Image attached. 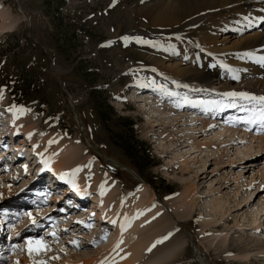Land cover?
<instances>
[{"label":"rangeland","instance_id":"rangeland-1","mask_svg":"<svg viewBox=\"0 0 264 264\" xmlns=\"http://www.w3.org/2000/svg\"><path fill=\"white\" fill-rule=\"evenodd\" d=\"M145 1L20 0L22 11L17 0H0V8L14 20L0 30V206L6 198L32 199L29 189L37 182L30 186L20 163L29 161L33 148L47 156L55 144L71 142L81 146L84 155L68 170H47L66 193L65 199L59 198L64 194L58 187L53 191L57 195L41 203H19L28 214L15 222L23 223L13 224L19 228L17 233L8 231L15 248L5 264H83L98 256H108L99 257V264H108L116 256L118 250L111 247L121 240L119 213L115 223L86 213L100 192L87 189L79 204H67V198L78 196L75 189L74 194L69 190L67 179L84 161L88 172H98L102 183L119 185L121 198L126 194L132 201L140 186H151L147 185L155 192L151 204L158 209L156 217L168 219L174 226L171 233L185 241L180 256L168 258L166 264H264V144L260 146L258 139L264 130L245 122L259 105L209 86L195 90L179 83L168 65L202 64L203 48L197 42L200 25L190 21L151 25L139 11ZM211 16L202 21L205 29L220 17ZM243 35L235 32L221 41L225 51H208L224 73L232 64H241L232 57L236 46L230 45ZM24 78L32 86L21 94ZM106 97L118 115L136 122L138 138L149 153L128 155L114 141L98 115L96 99ZM72 102L80 112L81 125ZM16 112L24 116L21 122L34 126L30 135L10 131L8 119ZM112 123L117 129V118ZM240 139L245 141L231 143ZM21 140L28 143L22 144L26 150L20 156L14 143ZM4 145H8L5 153ZM183 194L190 203L182 200ZM95 209L105 214L98 205ZM181 215L187 216L181 219ZM215 219L219 224L206 226ZM38 221L43 228H36ZM137 237L120 244V249ZM41 239L44 250L36 251L40 245L28 243ZM230 244L234 250L225 252L223 247ZM148 259L145 255L138 264H148Z\"/></svg>","mask_w":264,"mask_h":264},{"label":"bare ground","instance_id":"bare-ground-1","mask_svg":"<svg viewBox=\"0 0 264 264\" xmlns=\"http://www.w3.org/2000/svg\"><path fill=\"white\" fill-rule=\"evenodd\" d=\"M139 11L143 16L149 19L150 24L154 26H173L186 21H190V23L194 25H200V36L197 42L200 47L203 48L201 49L203 53L200 59L202 64L197 66H183L182 63L176 62L168 65L167 69L169 73H172L179 83L195 87V90H199V88L204 89L201 87L202 85L209 86L211 89L225 91L227 94H247L251 92L261 93L262 95V93H264V62L261 61V57H264V0H148L145 1V4H143V7ZM213 14H219L220 17L217 22L211 25L209 24V27L205 29L202 21L204 22L207 16L212 17L211 15ZM0 19H2V22H0V30L4 29L10 22V24H12L14 21L10 20L11 18L3 7L0 8ZM248 29H251V31L247 32ZM235 32L244 34L242 38H237L234 41L235 43L230 45L232 48L236 46L235 49L233 48L234 50L232 51L234 53L233 56H231L238 58L241 64L237 61L238 64H232L231 70L224 73L223 68L217 65L214 61V56L210 57L211 54L209 55L208 51L224 50L219 44H222L221 41H228V38H231ZM222 35H224L223 38H221ZM179 51H181V47ZM215 85L218 86L215 87ZM214 105L215 103L213 102L209 107L212 108ZM168 117L169 116L166 118ZM22 118H24V116H21L20 112H16L8 119L10 131H25L29 134L30 131L34 130V126L26 124L23 121L21 122ZM241 138L243 139L245 137ZM242 139L238 141L233 140L231 143L236 144L245 141ZM258 139H260L259 143L260 146H262L264 144V136L258 137ZM25 141L26 140H21L19 143H14L16 149L20 150L19 155H22L23 150H26L25 145H22ZM30 141H33L32 136H30ZM88 142L91 144V147L94 146L90 140H88ZM27 143L25 142V144ZM54 146L51 153L47 156L41 155L37 148H33L32 152L29 153L30 158L25 164L26 167H32V160L36 158L38 160L37 165L41 162V164L44 165V169H49L58 173L71 168L72 162L78 163L79 159L83 160L84 158V155L80 153V151L82 152V147L79 145L71 142H60ZM7 148L8 145L3 149V153H5ZM11 151H13V149ZM19 158L20 156L15 159ZM97 163V165H99L98 160ZM86 171L88 172V164L84 161V165L78 166V170L73 173V176H71L72 178L67 179L71 188H69V190L72 192L73 189H75L74 193L78 194L76 200H78V202H80L79 200H83L87 189L93 193L97 190L100 192V198L97 199V203H94L91 209L87 207L86 213L90 211V213L98 214L97 219L103 222L116 220V218H118V213L121 218V221L119 220L120 222L117 223V228L120 231L117 237L121 238V240L117 241L116 244H113V247H111L112 250H118V252L115 257L108 260V264H138V260L145 255L149 258L148 264H166L165 261H167L168 258L175 259L180 256L185 241L171 233L174 230V226L168 222V219L165 221L163 216L156 217L155 214L158 212V209H154L153 204H151L152 201L154 202L156 200L155 192L149 189V187H151L149 184H147L149 187L146 184L140 186L138 195L130 201L126 194L121 198L122 192L119 185L114 182L107 183V180L102 183L101 176H99L98 172H88L89 174L87 175ZM88 177L94 180L91 179L92 181L90 183ZM62 178L64 177L61 176L59 179L63 180ZM55 187L58 188L60 186H55L54 184L52 188H48V191L50 192L56 189ZM193 189L194 187L191 191H193ZM64 190L69 191L68 189ZM187 190L189 189L187 188ZM34 193L35 192H33V194ZM187 194L190 196V191ZM187 194H183L182 200L188 204L190 201L185 200ZM61 197L62 196L59 198ZM97 205L99 209L105 210L104 215H100L97 212L98 210L95 209ZM128 206L130 208H128ZM5 207L6 206L3 207V210ZM74 207L76 206H73V208ZM107 207L111 208V211H109ZM147 207L149 209L145 210ZM224 214L223 212V216H225ZM153 216H155L156 219L152 220L151 218ZM186 216L187 215H181L180 218L183 219V217ZM212 222V224H207L206 226L211 227L219 224V220L216 219ZM0 223H3L1 218ZM171 227L173 228L170 231ZM11 228V232L13 233H17L19 229L18 227H14V225ZM136 234L138 235L136 241L131 244L127 243V245L120 249V244L123 246V243L128 242V240ZM162 236L164 238L167 237V239L161 238ZM2 240L6 242L4 238ZM159 240H163V243H156ZM154 244L155 247H153ZM161 250H164L166 253L163 254ZM223 250L225 252L233 251L234 244L223 247ZM167 255H170V257ZM99 257L101 256L95 259H88L84 261L83 264H99L101 262ZM104 258H108V256ZM104 258H102V260Z\"/></svg>","mask_w":264,"mask_h":264},{"label":"trees","instance_id":"trees-1","mask_svg":"<svg viewBox=\"0 0 264 264\" xmlns=\"http://www.w3.org/2000/svg\"><path fill=\"white\" fill-rule=\"evenodd\" d=\"M22 84V83H21ZM23 88L20 93L25 94V91L31 88V83L27 78L23 79ZM98 105V115L104 124L105 128L109 130L114 136V141L121 146L128 155L131 153H149L150 149L143 148V142L138 138L136 131V122L132 118L118 115L115 108L108 101L107 97L104 101L99 98L96 99ZM117 118L118 123L115 124L117 129H114L112 121ZM135 157V156H134Z\"/></svg>","mask_w":264,"mask_h":264},{"label":"snow or ice","instance_id":"snow-or-ice-1","mask_svg":"<svg viewBox=\"0 0 264 264\" xmlns=\"http://www.w3.org/2000/svg\"><path fill=\"white\" fill-rule=\"evenodd\" d=\"M127 39V38H125ZM144 42V41H141ZM261 61L264 62V57H261ZM228 96H239L241 99H245V100H250V101H256L257 104L259 105V108L255 111H253L252 117H250L247 121H245L246 123L249 124H259V126L261 127L262 130H264V96H260V97H256V96H250L246 93H228L226 94ZM230 106H235L230 105ZM113 223H115V221H113ZM164 239H167V237H165ZM29 245L36 243L40 245V248H37L36 251H40V250H44L46 248V246L42 243V239L39 241H28ZM75 243V241L73 242ZM156 243H163V240H159ZM153 247H155V244L153 245ZM151 250V249H149ZM29 251L31 252L32 249L30 248Z\"/></svg>","mask_w":264,"mask_h":264},{"label":"water","instance_id":"water-1","mask_svg":"<svg viewBox=\"0 0 264 264\" xmlns=\"http://www.w3.org/2000/svg\"><path fill=\"white\" fill-rule=\"evenodd\" d=\"M17 2H18V4L20 5V7H21V9H22V5H21L20 0H17ZM22 11H23V9H22ZM72 104L74 105V108H75V111H76V115H77L78 122H79L80 125H81L82 121H81V119H80V112H79L78 109L76 108L75 103L72 102ZM81 129H82V128H81ZM85 135H87V134L85 133ZM87 136H88V135H87ZM88 140H89V137H88Z\"/></svg>","mask_w":264,"mask_h":264}]
</instances>
